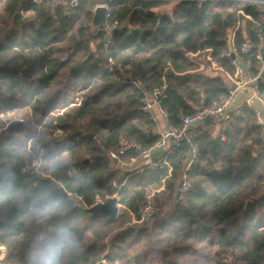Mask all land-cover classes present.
<instances>
[{"label": "trees", "instance_id": "16d2710c", "mask_svg": "<svg viewBox=\"0 0 264 264\" xmlns=\"http://www.w3.org/2000/svg\"><path fill=\"white\" fill-rule=\"evenodd\" d=\"M3 1L0 19L9 27L0 35V240L11 261L30 264L40 235L59 239L67 230L78 245L64 247L61 264H94L102 256L127 263L143 242L134 264H228L226 256L232 264H264V125L241 95L229 108L230 114L237 112L232 120L208 122L197 139L200 161L191 171L187 207L167 204L187 145L170 157L173 181L157 196L153 220L138 229L124 228L126 214L112 220L90 212L73 195L91 205L96 195L116 192L113 183L124 184L122 203L138 215L144 187H160L165 174L144 171L126 179L109 152L122 137L146 147L160 138L153 116L142 110L145 92L167 85L161 108L174 126L225 93L227 74L214 70L203 51L212 49L217 58L238 21H245L238 12L255 22L260 7L110 0L111 20L120 26L107 42L104 34L84 27L100 0H82L73 13L49 0ZM137 7L146 14L131 16ZM17 12L29 16L15 20ZM254 27L253 22L240 26L236 43L248 40L256 48L264 41ZM255 48L251 63L259 72ZM221 64L234 74L230 60ZM24 109L30 121L26 115L16 118ZM55 128L64 134L53 140ZM36 160L42 161L39 171L23 173Z\"/></svg>", "mask_w": 264, "mask_h": 264}, {"label": "built area", "instance_id": "2783aa9c", "mask_svg": "<svg viewBox=\"0 0 264 264\" xmlns=\"http://www.w3.org/2000/svg\"><path fill=\"white\" fill-rule=\"evenodd\" d=\"M35 4H41L45 0H32ZM54 6H62L68 13L75 12L82 4V0H49ZM161 1H188V0H161ZM214 3L220 1H232L239 9H242L246 4H254L260 7V16L255 21L254 29L258 34H264V1L257 0H207ZM109 1L103 3L108 8L106 14V20L104 26L96 30L93 35L104 34L107 42L111 39L113 33L120 26L118 21H112V13L109 7ZM100 5V4H98ZM95 8L93 9V11ZM231 12L233 10L231 9ZM239 15L251 18L245 14L243 10L238 12ZM90 23L84 25L85 28L90 27ZM240 23L238 22L237 25ZM238 26L235 28L229 46L223 50L217 58L212 56L213 50H202L207 53V59L211 63L214 70H220L225 72L229 79L230 84L227 91L214 98L211 103L203 108H200L196 113L191 115H185L181 119V123L178 126H174L169 123L167 114L161 108V99L165 96L167 85L163 84L150 91L145 92L144 97L141 100L142 110L149 112L153 116V120L157 124V130L160 134V138L156 143L150 147L144 146L141 142L128 137H122L118 146L109 152V156L112 160L117 162V166L123 173L127 174L126 179L130 176L142 173L144 171L158 172L163 171L164 177L161 181L160 187H153L151 185L144 187V198L139 205L138 215L131 212L123 203L122 196L120 194L121 187L124 184L117 185L113 183V186L117 188L113 194L105 193L95 196L91 205H86L82 198L76 194H73L75 199L83 205L87 210H92L99 206L111 204L115 209V219H119L122 215L126 214L125 225L129 228H139V226L150 223L157 213V196L166 190L167 184L173 181L174 166L170 162V157L176 152L182 145L189 147L188 154L184 160L183 170L180 178L176 181L173 193L167 198V204L171 207L174 206H188L189 193L194 188V181L191 177V171L195 165L200 161V147L197 143L204 132L206 131V123L212 119L216 114H221L225 123L232 120V116L229 114V108L235 101L239 92L249 90L253 96L257 97L260 101L264 102V90H262L261 84L263 81L264 72V41H262L256 48H258L254 54L256 59L260 62V71L255 72L252 68L251 57L253 55L254 46L248 40L243 41L241 44H237L235 40V34L238 30ZM91 32V31H90ZM67 59V55L63 60ZM230 60L231 65L234 67V74L228 73L221 62ZM112 62V60H111ZM232 85L236 86L235 90H232ZM76 102L80 103L81 99L76 98ZM164 119V125L162 124ZM57 122H54L56 125ZM63 131L59 128L53 130L50 138L53 140L59 139L63 136ZM224 139V138H223ZM42 161L36 160L29 168H24L23 173L27 170L32 172H38L41 167ZM72 195V194H70ZM1 233V232H0ZM229 257V256H228ZM0 264H16L11 261L10 250L2 244L0 240ZM94 264H121L120 262L112 263L108 258L102 256L98 258ZM125 264H134L132 260Z\"/></svg>", "mask_w": 264, "mask_h": 264}, {"label": "water", "instance_id": "95a60500", "mask_svg": "<svg viewBox=\"0 0 264 264\" xmlns=\"http://www.w3.org/2000/svg\"><path fill=\"white\" fill-rule=\"evenodd\" d=\"M22 5L20 6V9L22 8ZM107 12H108V8L105 5L100 4L96 6L92 20H91V24H90L91 34H93L96 30L104 26ZM135 14L145 15L146 10L142 7H137L132 11L131 16ZM20 17H21L20 12H17L15 15V20H18ZM255 49L257 50L258 48H255ZM201 50H204L203 43H201ZM263 60H264V53H263ZM231 88L232 90H235L236 86L232 85ZM246 92H247L246 99H248L249 107L257 114L258 118L263 122L262 124L264 125V102L260 101L257 97L253 96L252 92H250L249 90L244 91V93ZM221 119H222L221 114H216L212 117V120H215V121L221 120ZM263 139H264V134H263ZM115 164L117 165L116 161H115ZM250 204L251 202H248L247 208L249 207ZM95 211L104 213L105 215L109 216V218L112 220L115 219V209L113 208L111 204L99 206L97 208L90 210V212H95ZM2 226H3V221H0V229L2 228Z\"/></svg>", "mask_w": 264, "mask_h": 264}, {"label": "clouds", "instance_id": "9594fccd", "mask_svg": "<svg viewBox=\"0 0 264 264\" xmlns=\"http://www.w3.org/2000/svg\"><path fill=\"white\" fill-rule=\"evenodd\" d=\"M78 240L70 231H63L59 239L51 234L40 235L34 249L30 250V264H61L65 246L75 248Z\"/></svg>", "mask_w": 264, "mask_h": 264}, {"label": "rangeland", "instance_id": "374dc122", "mask_svg": "<svg viewBox=\"0 0 264 264\" xmlns=\"http://www.w3.org/2000/svg\"><path fill=\"white\" fill-rule=\"evenodd\" d=\"M4 3H5V1H3L2 4H0V14H2V13L4 12V6H5ZM168 3H169V2H168ZM170 3H171V2H170ZM99 4H102V3H99ZM20 14H21V17H20L19 19H26V18L29 16V13H26V12H20ZM8 27H9V26H7V24L3 23V21L0 19V35L3 34V32H4ZM244 97H245V98H244V102H245V100H246V98H247V95H244ZM15 115H16V118H21V117H24V116L26 115V116H27V117L25 118L26 121H30V119H31L29 109H24V110H22V111H19V112L15 113ZM257 118H258V116H257ZM21 121H22V120H21ZM258 121L261 122V123H263L259 118H258ZM263 134H264V129H263ZM117 167H118V166H117ZM118 169H119V167H118ZM119 171H120V174H121V175L126 174V173H123V171L120 170V169H119ZM126 175H127V174H126ZM124 228H127L125 224H124ZM136 229H137V228H136ZM138 231H139V230H136V232H138ZM146 243H147V242H143V243H141V244L135 246V247L132 249V251H131V253H130V258H131L132 262L135 261L136 257H137L138 254L140 253V251L144 249V247L146 246ZM232 261H233V260H231L230 257L226 256V262H227L228 264H232ZM121 264H125V263L122 262ZM201 264H203V263L201 262Z\"/></svg>", "mask_w": 264, "mask_h": 264}, {"label": "crops", "instance_id": "0c3cea01", "mask_svg": "<svg viewBox=\"0 0 264 264\" xmlns=\"http://www.w3.org/2000/svg\"><path fill=\"white\" fill-rule=\"evenodd\" d=\"M159 1H161V0H159ZM106 2V0H100V2L99 3H105ZM165 2H176V1H165ZM96 8V7H95ZM93 11V10H92ZM93 14H94V11H93ZM249 16V15H248ZM244 17V16H243ZM245 18V21H242V20H240V21H238L240 24L239 25H236V27L238 26V27H240V26H244V27H246V25H248V22H253L254 23V21H253V19L252 18H248V17H244ZM254 25H255V23H254ZM235 27V28H236ZM204 66L203 65H201V68H203ZM228 76V75H227ZM229 78V77H228ZM230 80V79H229ZM247 94V92L246 93H244V92H239V94L237 95V97L239 96V95H241V96H243L244 97V95H246ZM236 97V98H237ZM245 98V97H244ZM243 103L244 104H246V105H248V99H246L245 100V102H244V100H243ZM249 106V105H248ZM237 112H233V115L232 114H230L232 117L233 116H235V114H236ZM210 121H212V119L210 120ZM210 121H208V122H210ZM213 121H215V120H213ZM216 121H218V120H216ZM208 122L206 123V125H205V127H206V129H207V127H208ZM162 124L164 125L165 123H164V119H162Z\"/></svg>", "mask_w": 264, "mask_h": 264}]
</instances>
